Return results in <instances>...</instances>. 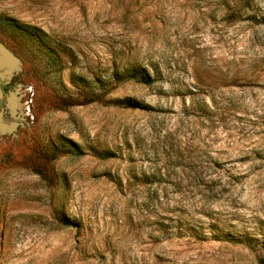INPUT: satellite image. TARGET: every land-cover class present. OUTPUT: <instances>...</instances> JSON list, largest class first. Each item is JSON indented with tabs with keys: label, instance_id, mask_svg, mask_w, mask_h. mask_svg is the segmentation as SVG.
<instances>
[{
	"label": "rangeland",
	"instance_id": "374dc122",
	"mask_svg": "<svg viewBox=\"0 0 264 264\" xmlns=\"http://www.w3.org/2000/svg\"><path fill=\"white\" fill-rule=\"evenodd\" d=\"M0 264H264V0H0Z\"/></svg>",
	"mask_w": 264,
	"mask_h": 264
},
{
	"label": "trees",
	"instance_id": "16d2710c",
	"mask_svg": "<svg viewBox=\"0 0 264 264\" xmlns=\"http://www.w3.org/2000/svg\"><path fill=\"white\" fill-rule=\"evenodd\" d=\"M6 22H7L8 26L17 30L19 33L23 34L24 36H29V37L34 36L35 38L39 39L38 28L29 26V25H24V24L19 23L18 21H14V20H6ZM36 32H37V34H36ZM46 38L49 39L47 35H46ZM40 42L43 43L41 40H40ZM146 82L148 83L149 80Z\"/></svg>",
	"mask_w": 264,
	"mask_h": 264
}]
</instances>
